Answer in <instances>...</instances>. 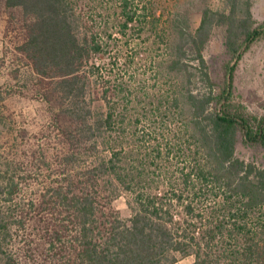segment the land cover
Wrapping results in <instances>:
<instances>
[{
    "label": "trees",
    "instance_id": "trees-1",
    "mask_svg": "<svg viewBox=\"0 0 264 264\" xmlns=\"http://www.w3.org/2000/svg\"><path fill=\"white\" fill-rule=\"evenodd\" d=\"M221 1L224 10H204L195 32L185 30L168 44L174 52L169 70L180 75V87L165 94L152 89L187 107L185 132L170 130L164 142L139 151L138 142L122 136L128 118L115 98L124 88L104 89L106 112L94 109L88 92L104 76L113 31L124 38L133 30L143 35L159 21L157 14L135 7L147 6L144 0H2L11 16L5 35L12 32L15 52L35 78L33 97L61 111L57 118L66 121L61 134L71 151L61 162L66 183L49 188V198L39 203L22 198L31 177L22 165L0 166V264H25L12 242L17 228L28 224V204L45 205L56 220L51 264H177L191 257V264H264V168L237 155L241 138L264 151V115L247 111L234 93L238 62L264 39V22L254 19L253 0ZM105 15L108 25L101 24ZM218 27L230 57L220 82L204 56ZM190 56L199 62L197 73ZM196 81L208 91L193 90ZM158 120L160 126L168 121ZM79 153L87 158L76 169ZM123 192L128 218L114 207Z\"/></svg>",
    "mask_w": 264,
    "mask_h": 264
},
{
    "label": "rangeland",
    "instance_id": "rangeland-1",
    "mask_svg": "<svg viewBox=\"0 0 264 264\" xmlns=\"http://www.w3.org/2000/svg\"><path fill=\"white\" fill-rule=\"evenodd\" d=\"M144 3L147 6L135 7L155 12L159 21L154 22L143 35L133 30L124 38L117 30L113 31L116 34L110 41V54L103 61L104 76L98 79L99 83H93L88 92L94 109L106 112L102 99L104 89L112 90L114 85L124 88L123 93L115 98L120 103L122 118H128L122 127V136L128 137L127 142H138L139 151L164 142V136L170 130L185 132L183 124L188 115L187 107L184 104L175 106L170 103V97L161 98V95L152 94L154 87L165 94L173 86L180 87L183 82L180 75L169 70L168 60L174 52L168 49V44L174 43L185 30L195 32L201 25L204 10L225 9L221 0H144ZM114 7L100 6L103 10ZM252 13L258 24L264 22V0H253ZM10 20L11 16L0 0V166L9 162L22 165L23 173L31 174L25 183L22 198L26 202L39 203L49 198V188L66 183L65 173L62 172L65 166L62 167L61 162L71 150H68V143H64L66 137L61 134V128L66 127V121L57 118L61 111H55L49 103L33 97L30 88L35 78L27 72L24 62L16 54L12 32L5 35ZM109 20V15H105L101 24L108 25L106 22ZM110 22L113 25L115 20L111 19ZM224 36V29L215 28L204 49V56L217 82L222 80L223 67L230 61ZM118 55L121 56L120 63L115 60ZM194 58L190 56L188 62L190 70L197 73L199 62ZM125 60H128V66L122 65ZM159 62L164 64L162 69ZM191 88L208 91V85L201 81L194 82ZM234 93L237 102L243 104L247 111L264 115V39L254 44L238 62ZM181 101L186 102L185 99ZM158 119H167L165 125L168 126H160ZM151 122L156 123L155 129L150 130L148 127ZM139 140L146 142L139 143ZM237 155L247 163L264 168V151L247 145L242 138L237 145ZM76 158L73 166L79 169L84 166L87 157L79 153ZM152 180L155 178L152 177ZM128 199L129 195L123 192L114 201V207L124 218L130 216ZM29 204L25 206V211L30 212L28 224L26 228H17L14 232L13 250L25 264H51L47 254L50 249V230L56 220L45 205L32 209ZM0 210L4 211L3 205ZM46 257L50 259L46 260ZM192 262L191 257L177 264Z\"/></svg>",
    "mask_w": 264,
    "mask_h": 264
}]
</instances>
